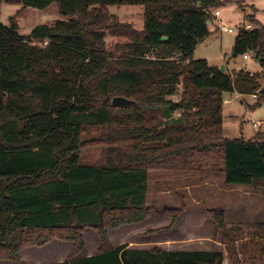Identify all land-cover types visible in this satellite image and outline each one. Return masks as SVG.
<instances>
[{
    "label": "trees",
    "instance_id": "obj_1",
    "mask_svg": "<svg viewBox=\"0 0 264 264\" xmlns=\"http://www.w3.org/2000/svg\"><path fill=\"white\" fill-rule=\"evenodd\" d=\"M44 9L55 3L67 18L20 35L16 17L0 22V256L18 260L28 246L51 238L83 248L84 229L99 237L98 253L54 264H239L230 235L239 229L208 210L224 251L113 248L107 231L149 216L150 170L219 174L231 187L264 192V133L227 139L223 95L264 100L263 77L220 73L193 60L209 36L210 11L221 0H8ZM240 10L232 58L251 55L264 71V26ZM142 6L143 30L108 21V6ZM253 9V7H252ZM115 20V18H114ZM108 32L122 53L107 51ZM113 97L133 101L123 109ZM175 97L172 101L170 98ZM96 134V136H95ZM95 137L85 140L84 137ZM101 146V160L85 164V143ZM184 208L165 209L170 226ZM253 249V250H252ZM250 260L264 263V237Z\"/></svg>",
    "mask_w": 264,
    "mask_h": 264
},
{
    "label": "rangeland",
    "instance_id": "obj_2",
    "mask_svg": "<svg viewBox=\"0 0 264 264\" xmlns=\"http://www.w3.org/2000/svg\"><path fill=\"white\" fill-rule=\"evenodd\" d=\"M221 1L223 4L211 11L212 14L218 11L220 15L217 18L211 17V20L208 21L207 26L210 34L197 45L192 53V59L205 60L209 66L217 69L225 66V74L231 76H235L237 73H247L264 78V71L252 57L248 59H243L242 56L232 58L235 37L239 29L247 27L248 24L237 2L241 4L246 15H254L256 21L264 26V0ZM7 2L8 0H0V22L8 25L10 16L16 17L20 35L30 34L37 26H53L59 20H67L59 14L55 3L44 9H34L31 7L21 8V5ZM106 12L113 17L108 21L110 25L113 22H119L130 24L137 31L143 30L142 6H108ZM221 25L234 28L233 33H221L218 30ZM104 42L108 52L115 56L122 53L120 46L124 44V39L114 38L106 32ZM261 86L264 87V80L261 81ZM170 99L176 100L175 97ZM223 101L222 129L225 138L243 137V139L251 140L257 133H264V100L261 101L260 97L253 98L233 92L224 94ZM260 104L261 106H259ZM260 122L263 124H259ZM84 138L85 140L95 139L93 135ZM100 147L94 146L90 142L85 143L81 149L80 161L85 164L99 162L101 160ZM221 177L219 174L208 172L150 170L146 197L149 208L148 218L140 224L124 227L125 235L122 240L117 241L116 235H113L111 236L112 242H123L130 248L149 250L158 248L177 251L184 248L221 252L224 251L223 235L221 232L215 234L208 216V210L217 208L224 210L225 223L228 226H235L239 229L237 231L232 228V235H230L233 240H237L235 244L236 260L239 264L251 263L250 254H254L251 251V244H254L256 240L259 241L260 237H264V192L253 194L246 187H229L227 191H220ZM180 206L184 208L181 222L170 226L171 217L164 211L165 209H177ZM85 238L87 248L95 250L93 249L94 236L86 233ZM97 240L99 241L98 235ZM45 245L49 246L50 250L47 248V256H42L36 249L43 248ZM45 245L24 247L19 251L16 261L3 259L0 256V264H47L53 261H74L82 251L77 255H71L73 243L57 238L49 239ZM30 248L35 249L31 252L27 250ZM96 250L98 252V249ZM56 252L57 255H55ZM32 259L39 261L31 262ZM224 264L228 263L224 262ZM253 264L264 263L254 260Z\"/></svg>",
    "mask_w": 264,
    "mask_h": 264
},
{
    "label": "crops",
    "instance_id": "obj_3",
    "mask_svg": "<svg viewBox=\"0 0 264 264\" xmlns=\"http://www.w3.org/2000/svg\"><path fill=\"white\" fill-rule=\"evenodd\" d=\"M220 15V14H219ZM249 57H251V56H249ZM209 65V64H208ZM226 70V68H225V66H224V74H225V71ZM263 89H264V87H263ZM253 97V96H252ZM224 102V101H223ZM260 106V105H259ZM254 124V123H253ZM259 124H263V123H259ZM260 125V126H261ZM256 127V126H255ZM225 135V134H224ZM242 136V135H241ZM243 138V137H242ZM236 139H239V138H236ZM246 140V139H245ZM229 187H231V186H227V185H225L224 183H223V177H221V186L219 187L220 189V191H227V190H229ZM235 188V187H234ZM240 188H242V187H240ZM253 194H255V193H253ZM212 210V209H211ZM213 210H218L217 208H215V209H213ZM219 211H224V210H219ZM181 222V221H180ZM179 222V223H180ZM142 223V222H141ZM178 223V224H179ZM211 223H212V228H213V230H214V226H213V222H212V220H211ZM138 224H140V223H138ZM134 225H136V224H131V225H122V226H120V227H118V228H116V229H110V230H108V232H107V238H108V240H109V243H110V245L113 247V248H115V247H118V246H121V245H124L123 244V242H116V243H113L112 242V239H111V236H113V235H116L115 237H117V241H119V240H122V238L124 237V235H125V232H124V230H123V228L124 227H130V226H134ZM86 233H90V235H93L94 236V238H93V249H95V250H92V249H88L87 248V242H86V238H85V234ZM218 233H220V232H218ZM217 233V234H218ZM82 239H83V243H84V246H83V249H82V251L80 252V254L78 255V258L77 259H75L74 261H76V260H80V259H84V258H87V257H91V256H95V255H97V250L96 249H98L99 248V245H100V243H99V241L97 240V235H96V233L93 231V230H91V229H88V228H86V229H84V231H83V233H82ZM56 241V240H55ZM48 245V244H47ZM47 245H45L43 248H37L36 250L37 251H40V253H41V255L42 256H47V248L50 250V248H49V246H47ZM46 248V249H45ZM128 248H130V247H128ZM32 249V250H31ZM34 249L35 248H30V249H27L28 251L30 250L31 252H33L34 251ZM130 249H138V250H149V249H139V248H130ZM27 250H23V251H27ZM44 250H45V252H44ZM22 251V252H23ZM164 251H168V250H164ZM177 251H187V252H195L196 250H190V249H178ZM206 252H211V251H206ZM219 252V251H218ZM55 255H57V252L55 253ZM32 261H36V262H38L39 260H37V259H32L31 260V262ZM63 262H68V261H53V262H51V263H47V264H54V263H63ZM30 264H33V263H30Z\"/></svg>",
    "mask_w": 264,
    "mask_h": 264
},
{
    "label": "water",
    "instance_id": "obj_4",
    "mask_svg": "<svg viewBox=\"0 0 264 264\" xmlns=\"http://www.w3.org/2000/svg\"><path fill=\"white\" fill-rule=\"evenodd\" d=\"M218 71H219L220 73H223V72H224V66H221V67L218 69ZM261 94H264V90L261 91ZM132 103H133V101L128 100V99H126V98H124V97H114V98L112 99V101H111V105H112L113 107H115V108H118V109H123V108H125L127 105H130V104H132ZM260 106H261V104H260Z\"/></svg>",
    "mask_w": 264,
    "mask_h": 264
},
{
    "label": "built area",
    "instance_id": "obj_5",
    "mask_svg": "<svg viewBox=\"0 0 264 264\" xmlns=\"http://www.w3.org/2000/svg\"><path fill=\"white\" fill-rule=\"evenodd\" d=\"M210 16L211 17H214V18H217L219 16V12L218 11H215L213 14L211 13L210 11ZM245 28H249V26L245 27ZM236 29V27H235ZM221 33H233L234 31V28H230L226 25H221L220 28L218 29ZM249 58V55H244L243 56V59H248ZM253 98H256V96H253ZM256 126V124L254 125Z\"/></svg>",
    "mask_w": 264,
    "mask_h": 264
}]
</instances>
